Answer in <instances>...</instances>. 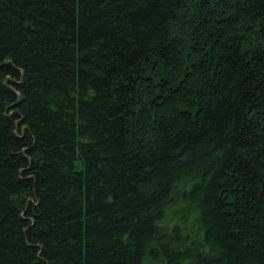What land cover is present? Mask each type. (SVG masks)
Instances as JSON below:
<instances>
[{"label": "trees", "instance_id": "trees-1", "mask_svg": "<svg viewBox=\"0 0 264 264\" xmlns=\"http://www.w3.org/2000/svg\"><path fill=\"white\" fill-rule=\"evenodd\" d=\"M0 264H264V0H0Z\"/></svg>", "mask_w": 264, "mask_h": 264}]
</instances>
